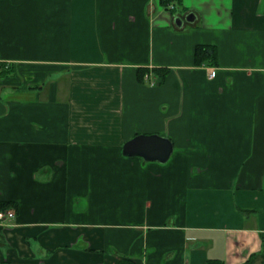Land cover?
<instances>
[{"label":"crops","instance_id":"crops-1","mask_svg":"<svg viewBox=\"0 0 264 264\" xmlns=\"http://www.w3.org/2000/svg\"><path fill=\"white\" fill-rule=\"evenodd\" d=\"M178 2L0 0V264H264V0Z\"/></svg>","mask_w":264,"mask_h":264},{"label":"water","instance_id":"water-1","mask_svg":"<svg viewBox=\"0 0 264 264\" xmlns=\"http://www.w3.org/2000/svg\"><path fill=\"white\" fill-rule=\"evenodd\" d=\"M189 14L186 19H192ZM177 18V24L181 23ZM173 151L172 141L160 134H136L122 145V153L127 156H140L146 161L166 162Z\"/></svg>","mask_w":264,"mask_h":264},{"label":"trees","instance_id":"trees-1","mask_svg":"<svg viewBox=\"0 0 264 264\" xmlns=\"http://www.w3.org/2000/svg\"><path fill=\"white\" fill-rule=\"evenodd\" d=\"M159 3L164 8L169 9L170 12H174L176 4L179 2H178V0H159ZM169 5H172V7L169 8ZM194 55H195V63L196 64L203 63L204 60H209L210 63H212V61L216 62V51L212 45H203V44L197 45L195 47ZM10 207L17 209V206L14 202L6 201V200L5 201L0 200V210L10 208ZM127 262L129 264H133L128 259H124V258L119 261V264H126ZM251 262H252V259L250 258L242 264H251Z\"/></svg>","mask_w":264,"mask_h":264},{"label":"built area","instance_id":"built-area-1","mask_svg":"<svg viewBox=\"0 0 264 264\" xmlns=\"http://www.w3.org/2000/svg\"><path fill=\"white\" fill-rule=\"evenodd\" d=\"M170 7H172V5H170ZM214 73H215V70L212 69L210 72V76H213ZM14 214H15V211L13 209H10V208L1 209L0 210V221L12 219L14 217Z\"/></svg>","mask_w":264,"mask_h":264}]
</instances>
